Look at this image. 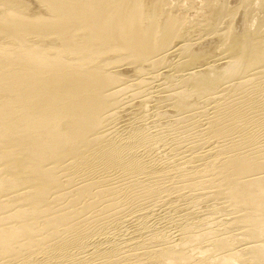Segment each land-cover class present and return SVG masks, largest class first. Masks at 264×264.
<instances>
[{"label": "bare ground", "instance_id": "1", "mask_svg": "<svg viewBox=\"0 0 264 264\" xmlns=\"http://www.w3.org/2000/svg\"><path fill=\"white\" fill-rule=\"evenodd\" d=\"M0 264H264V0H0Z\"/></svg>", "mask_w": 264, "mask_h": 264}]
</instances>
